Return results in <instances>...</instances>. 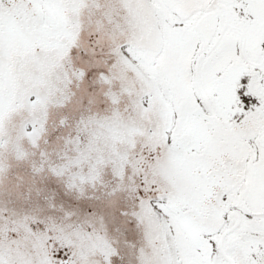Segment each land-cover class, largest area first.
Wrapping results in <instances>:
<instances>
[{"label": "snow or ice", "instance_id": "6c2138e0", "mask_svg": "<svg viewBox=\"0 0 264 264\" xmlns=\"http://www.w3.org/2000/svg\"><path fill=\"white\" fill-rule=\"evenodd\" d=\"M0 264H264V0H0Z\"/></svg>", "mask_w": 264, "mask_h": 264}]
</instances>
